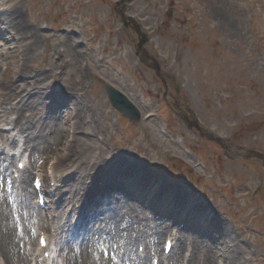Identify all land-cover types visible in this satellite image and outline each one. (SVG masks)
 <instances>
[{
	"label": "rangeland",
	"instance_id": "obj_1",
	"mask_svg": "<svg viewBox=\"0 0 264 264\" xmlns=\"http://www.w3.org/2000/svg\"><path fill=\"white\" fill-rule=\"evenodd\" d=\"M115 1L0 0V13L5 9L13 17L11 22L0 17V111L28 87L31 94L7 115L16 118L21 112L24 119L34 111L36 118L27 120L24 131L39 130L32 134L33 145L42 142L41 148L23 152L33 158L29 187L41 165L43 187H54L50 167L56 155L66 153L54 151L70 143L78 147L56 172L70 171L69 184L62 186L66 192L58 196L64 214L69 212L64 243H75L69 258L74 264H125L126 238L133 237L132 251L148 253L151 264L154 245L162 252L168 237L157 235L154 226L164 224L182 237L169 254L179 255V264L183 254L202 264V248L212 252L208 264H231L222 249L236 242L244 264H264V165L238 155L232 159L221 145L189 130L176 113L189 106L215 134L237 146L264 150V0H134L129 5L151 36L147 48L163 71L175 77L167 97L172 103L177 95L175 112L163 100L161 79L135 54L136 34L121 29ZM16 4L20 9L12 10ZM31 67L38 78L27 75ZM105 80L141 108L142 122H132L112 106ZM81 105L85 111L76 118ZM67 126L69 135L60 137ZM17 130L0 117V133ZM2 148L0 156H5L8 148ZM18 158H13L12 169ZM141 164L146 168L136 166ZM75 171L84 184L69 192ZM2 174L0 168V239L10 224L22 253L20 238L32 235V222L24 224L23 233L21 213L16 203L12 201L13 209L8 204ZM167 182L172 191L160 192ZM57 189L63 192L59 184L54 196ZM114 208L123 215L117 221L110 220ZM137 216L148 220L138 223ZM127 220L133 222L128 230ZM86 225L92 230L84 245H77V234ZM142 230L144 236L138 237ZM139 244L145 249H138Z\"/></svg>",
	"mask_w": 264,
	"mask_h": 264
},
{
	"label": "bare ground",
	"instance_id": "obj_2",
	"mask_svg": "<svg viewBox=\"0 0 264 264\" xmlns=\"http://www.w3.org/2000/svg\"><path fill=\"white\" fill-rule=\"evenodd\" d=\"M5 1L1 0V4H4ZM19 9H20V6L18 4H16L14 7L12 6V10H19ZM4 10L5 9H3L1 11L0 17H2L1 15H3V19H8L11 22L13 20V17L11 16L12 13H10L8 11H4ZM5 17H9V18H5ZM34 31H38V30L34 28ZM33 33H35V32H33ZM36 39H38V37ZM25 64H26L25 60L20 62L21 67L25 68ZM27 72H28V74H27L28 76H30V77L35 76L34 79L38 78L37 71L35 69H32V67H31V69H27ZM18 78L19 77H17V79ZM18 83H19L18 85H19L20 89L23 90L24 89L23 82H18ZM30 84H31V88L33 89V87H34V86H32L33 84L32 83H30ZM26 88L27 89L25 90V92H22V93L15 95V98H14L15 100L12 101L11 106L5 107L2 110V112L0 111V117H2L3 120L8 119V123H11L13 126H17L18 132H20L19 137L22 136V140H23V145L20 147V149H22V151L24 149H28V148H31L33 146H35L37 149L41 148V146H42V142L40 140L37 141L35 143V145H33L34 140H32V138H33L32 134H35V136H36L39 133V130L38 131L35 130L33 133H32V131L31 132L24 131L25 125L28 126L27 120H29L30 118H36V114L34 113V111L30 112L29 114H26V117L24 119L22 118V116L23 115L25 116V113L23 114L21 112L16 118H11L7 115L8 112H10V111H17V109H18L17 103L22 102L25 98H27L31 94L28 87H26ZM26 94H29V95L26 96ZM75 99L77 100V97H75ZM28 110H30V109H28ZM77 110L79 113H77L78 116L76 118H78L80 116L81 112L85 111V107H82V105H81V106L77 107ZM66 114H68V112ZM19 117L23 120L21 123H19V120H18ZM67 119H68L67 117L64 119L65 123H68ZM39 123H40V121H39ZM77 124H79V123H77L75 121L74 125H77ZM68 126L64 127L62 130L59 131L60 135L62 134L60 137H63L64 134L69 135V131H67ZM15 134H17V133H15ZM30 137H31V139L29 140ZM15 139L16 138L13 135H7V134L5 135L3 133H0V143L3 141L4 143H7L8 145L15 144L16 143ZM76 142L77 141H75V143ZM63 147L54 151L56 154L59 152H64V151L66 153L64 154V156L56 155V157L54 159L55 163L51 167L52 170L50 171L52 173L51 174L52 180H56V183L59 182L60 183V189L63 190V192H59V193H65L66 192L65 186H64L65 190L62 188V186L64 185L63 182H66L67 185L69 184V172L70 171H66L65 173H62L61 175H59V174H56L57 169L59 166L65 165V162H62L63 161L62 159L65 156H67L68 154L70 155L73 152V149L78 148L77 145L74 143H70V145L68 144V146L66 147L65 150ZM3 152H4V150L0 149V153H3ZM17 152H18V154L21 153L20 150H18ZM5 159L8 162L4 163L2 169L7 171L9 168H11V163L13 160H11L10 158H5ZM31 159H30V161H31ZM0 161H3V160H1V157H0ZM18 161L26 162L24 157L22 159L17 160V163H18ZM104 162H105V160H103L102 165H104ZM108 162H110V161H108ZM93 166L98 167V160L97 159L94 160ZM136 166L138 168L142 167L141 165L140 166L136 165ZM31 170H32V166L27 165L26 168L24 169V171L22 172V176H20V178L18 179L20 187L17 188V190H14V192L16 194H15V196H13L11 198H12V200H14L16 202V208H17L16 210H18L21 213V219H23L22 220L23 227H24V224H28L31 222L32 223L35 222V224L38 223L37 228H38L39 235H40L41 234L40 229L41 230H43V229L41 226L42 224L40 223L41 222L40 219L38 220V216L39 215L42 216L44 214L45 216H47L48 218H50L52 220V226H54V231L50 235L47 236L48 241H49V238H50V241L48 242L47 246L44 248L40 247V245L38 243L39 235H38L37 244H36L35 240L32 238V235H30L29 233L24 234L20 238L21 241H24L23 242L24 246L23 247L19 246L21 248V251H22V253H21L20 249L17 247L18 246L17 243H15V239H14L15 237H13L14 232H13L12 226H10V224H5L6 235L4 236L3 239H0V251H2V252L4 251V253H5L4 264H33V263L34 264H74V262L72 260H70V258H69V253H71L72 245L70 242L68 245H66L65 243H63V239L61 238V237H63V231L64 230L69 231V228H70V226L68 224V216H66L65 214L63 216V206L59 205L60 202L57 200L54 201V205H51V206L49 205L45 210L33 201L32 197H33V193H34L35 189H31L29 187V184H28V174L31 172ZM35 170L37 171L36 174L41 176L42 171H43V167H38ZM15 171H19V169L16 168ZM103 171L104 170H102L101 172H103ZM77 174H78V171L71 173L72 177L76 176V180L69 186V189H68L69 192L77 190V189H75L77 187V184H79L81 186H82V183L84 184V179L82 177L77 178ZM71 175H70V177H71ZM12 179H13V181H17L14 178H12ZM5 196L8 200V204H9L10 208L13 209L12 200L8 197L7 194H5ZM47 209H49V210H47ZM125 211H126V213L128 212L130 214H132V212H133V211L128 210L126 208H125ZM121 214H122L121 209L120 210L115 209V208L112 209V211L109 212V215L112 218L110 220L117 221L119 219V217L121 218L123 216ZM1 215H3V214H1V212H0V217H1ZM140 218H142V217L137 216V222L138 223L145 222L148 220L147 217L145 218V220H139ZM53 220H55V222ZM47 222H48V224H43L44 228H47L51 224V223L49 224V221H47ZM132 224H133V222L130 223L127 220L126 230L131 228L130 226H132ZM2 225H3L2 222H0V228ZM105 227L107 229V226H105ZM154 227L157 230V232H156L157 235L172 232L171 227L170 228H168V227L164 228L165 225H163V224L155 225ZM91 230H92V228L90 226L86 225V226H84V228H82L79 231L80 232L79 236L82 237L83 242H85V240L87 239V233L90 232ZM24 232H25V227L23 228V233ZM143 232H144L143 230L140 231L139 236H142V235L144 236ZM177 233H178V231L174 232V235ZM178 236L180 238H182L180 234ZM192 239L194 241L197 238L193 237ZM52 241L59 246L58 247L59 253L57 251V246L56 245L54 246ZM129 242H132L131 237L126 238L125 243L128 245ZM29 244L32 245L33 247L28 248ZM67 248H69V252L65 255L64 252ZM193 248H195V245H193ZM196 248H197V246H196ZM199 248H201V247H199ZM239 249H241V246H239L236 242L235 244H231L228 247H224L222 249V255H224L223 251H226L228 254L227 257L230 259L231 264H244L243 260H241L240 256L236 253ZM201 250H202L203 255H204L202 257V260H203L202 264H208L207 263L208 260H212V257H210L212 252L209 254L206 249L202 248ZM40 251L42 252L41 254H40ZM45 251H50L48 258H45L43 256ZM61 251H63V253H61ZM213 251L215 252L216 248L213 249ZM155 253L158 254L157 251ZM57 254L59 255L58 258H56ZM133 256L131 255V258H129L131 264H147L146 263L147 255L146 254L141 256V254L138 255V254L134 253ZM181 257L184 258L183 255ZM161 259L164 260L165 262H168V260H172L173 264H179V261H180L179 255H173V254L170 258L161 255ZM195 260H198V259H196L195 256H190L186 261L185 260H183V261L185 264H198Z\"/></svg>",
	"mask_w": 264,
	"mask_h": 264
},
{
	"label": "water",
	"instance_id": "obj_3",
	"mask_svg": "<svg viewBox=\"0 0 264 264\" xmlns=\"http://www.w3.org/2000/svg\"><path fill=\"white\" fill-rule=\"evenodd\" d=\"M132 18V17H131ZM105 88L115 106H117L125 115L139 120L140 113L137 107L125 96L109 83H105Z\"/></svg>",
	"mask_w": 264,
	"mask_h": 264
}]
</instances>
